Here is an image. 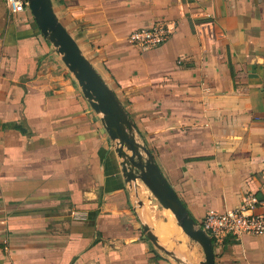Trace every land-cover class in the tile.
<instances>
[{
	"label": "crops",
	"instance_id": "obj_1",
	"mask_svg": "<svg viewBox=\"0 0 264 264\" xmlns=\"http://www.w3.org/2000/svg\"><path fill=\"white\" fill-rule=\"evenodd\" d=\"M53 6L198 224L246 194L264 201V0ZM161 23L164 44L131 41ZM102 121L31 12L0 0V264H174ZM215 255L264 264V237H226Z\"/></svg>",
	"mask_w": 264,
	"mask_h": 264
},
{
	"label": "water",
	"instance_id": "obj_2",
	"mask_svg": "<svg viewBox=\"0 0 264 264\" xmlns=\"http://www.w3.org/2000/svg\"><path fill=\"white\" fill-rule=\"evenodd\" d=\"M28 6L43 37L53 44L66 67L75 76L91 108L103 115L104 127L110 139L117 143L116 153L122 160V173L126 182H143L159 203L174 214L184 234L201 245L205 255L204 264H216L213 240L190 216L151 151L138 143L137 128L128 112L62 24L55 12L53 0H28ZM144 231L152 242L162 247L159 238L149 227H144ZM182 245V241H177L178 247ZM167 254L177 264H186L179 252L167 251Z\"/></svg>",
	"mask_w": 264,
	"mask_h": 264
},
{
	"label": "built area",
	"instance_id": "obj_3",
	"mask_svg": "<svg viewBox=\"0 0 264 264\" xmlns=\"http://www.w3.org/2000/svg\"><path fill=\"white\" fill-rule=\"evenodd\" d=\"M7 6L12 15L29 10L28 0H7ZM173 33L172 25L161 23L133 33L131 41L140 48L148 49L164 44ZM201 227L214 244L223 243L226 237L237 240L244 236L264 237V201L254 193L246 194L238 209L208 212Z\"/></svg>",
	"mask_w": 264,
	"mask_h": 264
},
{
	"label": "rangeland",
	"instance_id": "obj_4",
	"mask_svg": "<svg viewBox=\"0 0 264 264\" xmlns=\"http://www.w3.org/2000/svg\"><path fill=\"white\" fill-rule=\"evenodd\" d=\"M138 187V197L135 200L136 209L144 224L158 236L162 248L169 252H179L182 260L187 264H194V261L195 264H204L205 255L201 245L184 234L174 214L167 212L143 182L140 181ZM169 218L172 219L173 224L164 226ZM177 241H182L183 245L178 247ZM171 260L177 264L175 259L172 258Z\"/></svg>",
	"mask_w": 264,
	"mask_h": 264
},
{
	"label": "bare ground",
	"instance_id": "obj_5",
	"mask_svg": "<svg viewBox=\"0 0 264 264\" xmlns=\"http://www.w3.org/2000/svg\"><path fill=\"white\" fill-rule=\"evenodd\" d=\"M168 212V211H167ZM170 213V212H169Z\"/></svg>",
	"mask_w": 264,
	"mask_h": 264
}]
</instances>
